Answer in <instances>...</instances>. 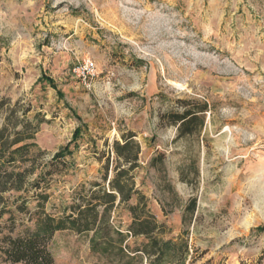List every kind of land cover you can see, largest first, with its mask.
<instances>
[{
	"label": "rangeland",
	"instance_id": "1",
	"mask_svg": "<svg viewBox=\"0 0 264 264\" xmlns=\"http://www.w3.org/2000/svg\"><path fill=\"white\" fill-rule=\"evenodd\" d=\"M88 57L98 75L85 84L72 68ZM0 95L13 121L37 128L21 166L29 180L81 126L69 166L43 185L48 214L70 215L81 187L103 181L109 155L112 177L113 144L133 133L136 188L165 226L159 236L188 242L185 264H264V0H0ZM204 102V125L178 136L171 114ZM29 189V212L15 223L4 214L0 236L34 228L41 211ZM111 216V252L92 250L93 231L60 230L55 264H149L134 256L145 239L128 233L131 213ZM0 264L24 263L0 254Z\"/></svg>",
	"mask_w": 264,
	"mask_h": 264
},
{
	"label": "trees",
	"instance_id": "2",
	"mask_svg": "<svg viewBox=\"0 0 264 264\" xmlns=\"http://www.w3.org/2000/svg\"><path fill=\"white\" fill-rule=\"evenodd\" d=\"M7 104L8 100L0 95V220L4 214L9 213V220L15 223L16 213L29 212L30 186L38 190L33 197L38 200L37 208L41 213L35 220L34 228L28 229L25 235L0 236V254L6 261L55 264L49 244L57 231L66 229L79 233L93 231L90 237L92 250L109 253L114 249L113 237L109 232L112 223L111 212L122 208L131 213L128 233L135 237L143 236L145 239L141 246L134 249V256L141 253L146 255L149 264L186 263L190 254L188 242L163 239L159 236L165 226L157 221L156 216L148 208V200L136 188L134 171L141 166V145L135 140V134L123 135V142L118 140L114 142L113 176L109 177L111 164L109 155L104 164L103 181L95 183V187L90 189L83 185L79 191L82 201L70 206L71 214L55 217L45 211L49 196L42 188L52 174L58 170H66L69 166L65 158L74 154L72 144L75 145V149L78 147L81 126L75 129L72 140L44 164L35 178L29 180V175L33 173L31 167L21 169V166L28 162L31 148L35 144L31 140H34L37 128L32 129L29 122L22 124L21 121H13L16 110L14 108L5 110ZM207 110L208 104L204 102L199 103L197 108L190 107L183 112L172 113L173 123L178 124V136L194 133L196 130L194 125L199 130L204 125V113ZM20 124L22 125L19 128ZM10 191H16L18 194L13 196V199L11 196L7 198L6 194ZM134 196L139 198L135 205L131 204ZM190 206L194 213L196 200L191 201ZM257 230H264V226L258 227ZM116 235L119 240L118 251L125 254L126 249L130 248L129 245H124L126 236L120 230L116 231Z\"/></svg>",
	"mask_w": 264,
	"mask_h": 264
},
{
	"label": "built area",
	"instance_id": "3",
	"mask_svg": "<svg viewBox=\"0 0 264 264\" xmlns=\"http://www.w3.org/2000/svg\"><path fill=\"white\" fill-rule=\"evenodd\" d=\"M72 72L81 82L88 84L98 75V66L93 59L88 57L76 63Z\"/></svg>",
	"mask_w": 264,
	"mask_h": 264
}]
</instances>
